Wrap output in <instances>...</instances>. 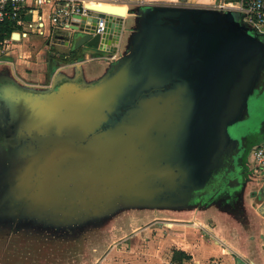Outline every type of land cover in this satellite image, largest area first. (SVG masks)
<instances>
[{"label":"water","instance_id":"95a60500","mask_svg":"<svg viewBox=\"0 0 264 264\" xmlns=\"http://www.w3.org/2000/svg\"><path fill=\"white\" fill-rule=\"evenodd\" d=\"M89 7L97 16L74 15L53 39L115 50L113 21L92 29L125 7ZM136 15L128 50L91 81L61 74L34 88L0 77L1 212L81 222L241 185L239 125L264 94V34L234 8L149 3Z\"/></svg>","mask_w":264,"mask_h":264},{"label":"crops","instance_id":"0c3cea01","mask_svg":"<svg viewBox=\"0 0 264 264\" xmlns=\"http://www.w3.org/2000/svg\"><path fill=\"white\" fill-rule=\"evenodd\" d=\"M34 0H27L20 9L19 17L6 24L15 41L10 45L5 62L0 64V77L9 76L17 82L34 88H43L51 84L57 76L64 74L68 77L80 75L84 81H91L101 76L112 61L103 58L102 55L79 57L82 50H68L65 55L73 56L72 60H56L55 67H47L44 53L51 48L48 43L50 30V14L52 3L36 5ZM151 3L165 4H190L198 6H210L218 2H226L235 5L239 0H147ZM102 5V4H100ZM105 5V4H103ZM134 4H127L125 14L122 15L123 25L126 18V8L131 7L130 12L135 13ZM35 7V8H34ZM140 7V6H137ZM42 18L43 33L30 30L29 22L37 17ZM123 30V28H122ZM26 32V35L23 33ZM45 37L42 42L32 41L20 43L22 38L28 40L29 33ZM69 48L56 41L53 47ZM107 61V67L96 77L87 76L82 65L85 61L101 58ZM89 58V59H88ZM4 66L7 67L4 68ZM68 71V72H67ZM256 102V101H255ZM254 102V103H255ZM240 129V127H239ZM260 136L251 139V144L264 138V119L260 124ZM242 134V133H241ZM247 167V172L241 178V185L236 193L235 200L226 205L237 206V219L231 211L225 209L210 211L206 209H188L176 211L168 221L160 220L151 224L136 227L125 240L126 257H132L140 263L145 258L147 261L169 260L172 254H177L182 261L189 264H264V175L258 173L256 177L247 174L253 172ZM254 173H257L254 171ZM245 220V221H243ZM169 224V225H168ZM154 240L149 245L148 257L142 258L137 252L144 247V237ZM124 249H121V252ZM167 251L165 256L163 253ZM122 255V253H120Z\"/></svg>","mask_w":264,"mask_h":264},{"label":"rangeland","instance_id":"374dc122","mask_svg":"<svg viewBox=\"0 0 264 264\" xmlns=\"http://www.w3.org/2000/svg\"><path fill=\"white\" fill-rule=\"evenodd\" d=\"M126 8V18L119 43L120 57L129 48V41L133 28L137 25V6ZM28 40L22 38L20 43L31 45L32 41L42 42L41 35L29 33ZM33 43V42H32ZM69 48L55 46L44 53L47 67H55L58 56L64 55ZM85 56L109 55L107 51L96 47H85ZM112 53V52H111ZM110 53V54H111ZM61 60V59H60ZM1 64V63H0ZM107 67L104 59H91L83 63L82 68L87 76H98ZM4 68L7 69L6 66ZM68 72V71H67ZM250 116L239 125L244 141L249 142L260 136V124L264 119V94L255 103L250 102ZM247 167L253 170L250 156L247 153ZM251 162V163H250ZM256 177L258 173L248 172ZM218 200L208 203L189 204L181 208L147 206H120L115 211L100 217H91L85 221L71 220L58 223L46 215L19 216L0 211V264H136L139 261L123 255L127 252L126 239L132 230L144 224H151L160 220L168 221L176 211L188 209H203L210 207V211H231L237 219V206L226 205ZM245 221V220H243ZM144 247L137 252L142 258L148 257L149 245L154 240L149 237L142 239ZM121 249L124 251L121 252ZM122 253V255H120ZM167 255V251L163 253ZM144 264H189L182 261L177 254H172L169 260L147 261Z\"/></svg>","mask_w":264,"mask_h":264},{"label":"built area","instance_id":"2783aa9c","mask_svg":"<svg viewBox=\"0 0 264 264\" xmlns=\"http://www.w3.org/2000/svg\"><path fill=\"white\" fill-rule=\"evenodd\" d=\"M26 1L27 0H0V63L5 62V54L10 45L15 41L10 32L7 34L4 27L8 22L19 17L20 9ZM33 2L38 6L52 3L51 14L49 16V44L62 41L59 37H57L56 40L53 39V34L68 29L67 27L71 24L74 15L97 16L98 12L89 7L91 4H108L126 7L127 4L144 6L151 3L147 0H34ZM213 7L220 10L234 8L242 14L243 22L253 27L257 32L264 34V0H239L235 5L221 1L214 4ZM107 20L114 22V31L119 35L118 40L120 43L123 19L120 21L118 14L105 12L104 16H98L92 33H104ZM42 24V18L39 15V17L29 22L27 26L30 30L43 33ZM119 26L120 29L117 31L116 28ZM25 33L26 32H24L23 35H26ZM108 48H112V42L111 44L102 43V50L109 53V55H105L103 58L108 61L117 59L119 57L117 55V52H119V44L115 50H107ZM248 155L250 156V161L252 162L250 163L252 164L253 170L264 175V138L250 146Z\"/></svg>","mask_w":264,"mask_h":264},{"label":"flooded vegetation","instance_id":"af4514ba","mask_svg":"<svg viewBox=\"0 0 264 264\" xmlns=\"http://www.w3.org/2000/svg\"><path fill=\"white\" fill-rule=\"evenodd\" d=\"M4 130L2 128V122L0 120V141L3 140ZM247 143L243 141V149L240 155L237 157V172L239 180L243 177L244 173L247 172V154L246 152ZM240 185H234L232 187H228L224 189L219 187L216 191L212 192L211 195H198L191 204H199V203H208L211 200H218L224 204L231 203L235 200V196L237 191L239 190Z\"/></svg>","mask_w":264,"mask_h":264},{"label":"trees","instance_id":"16d2710c","mask_svg":"<svg viewBox=\"0 0 264 264\" xmlns=\"http://www.w3.org/2000/svg\"><path fill=\"white\" fill-rule=\"evenodd\" d=\"M4 30L7 32V34H9V30H8V28H7L6 26L4 27ZM60 57H61L60 59H61L62 61H65V60H72V59H73V56L68 57V56H66L65 54L62 55V56H60ZM79 57H81V54L79 55ZM246 143H247V147H246V152H245V154L248 153V150H249L250 146L252 145L251 142H246Z\"/></svg>","mask_w":264,"mask_h":264},{"label":"bare ground","instance_id":"6f19581e","mask_svg":"<svg viewBox=\"0 0 264 264\" xmlns=\"http://www.w3.org/2000/svg\"><path fill=\"white\" fill-rule=\"evenodd\" d=\"M169 225V224H168Z\"/></svg>","mask_w":264,"mask_h":264}]
</instances>
